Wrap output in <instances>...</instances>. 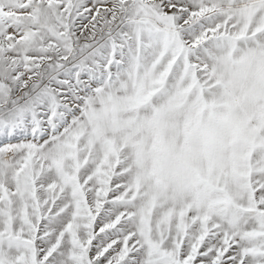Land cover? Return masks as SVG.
Returning a JSON list of instances; mask_svg holds the SVG:
<instances>
[{
	"label": "snow or ice",
	"instance_id": "1",
	"mask_svg": "<svg viewBox=\"0 0 264 264\" xmlns=\"http://www.w3.org/2000/svg\"><path fill=\"white\" fill-rule=\"evenodd\" d=\"M0 264H264V0H0Z\"/></svg>",
	"mask_w": 264,
	"mask_h": 264
}]
</instances>
